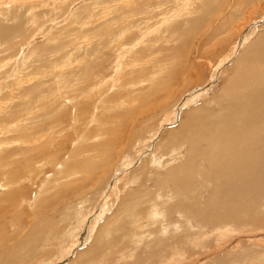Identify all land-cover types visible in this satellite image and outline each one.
Here are the masks:
<instances>
[{"label": "bare ground", "instance_id": "bare-ground-1", "mask_svg": "<svg viewBox=\"0 0 264 264\" xmlns=\"http://www.w3.org/2000/svg\"><path fill=\"white\" fill-rule=\"evenodd\" d=\"M33 1H31L32 5L29 7L30 15L26 17V19H31V22L27 24V26L30 25L29 30L31 32L41 29L43 26L44 22L41 21V13L39 12L41 9L47 8L50 11L53 10L54 13L57 14L62 10V7L67 0ZM165 1L166 0H119L116 4L114 3L115 1L113 2L114 4H110L111 2L106 4L102 10L104 12L100 11L104 16V19L108 14L104 15L103 13L113 12L122 7L129 8V12L132 14H128L127 16H130L127 18L122 17V23L119 24V26L115 25L113 27L114 30L107 27L109 29L107 30L108 32L104 33L103 31L105 35L98 36L100 33L103 34L101 31L99 32L100 29L103 30L100 28L98 29L99 34H97L96 38L92 37V34L97 32H93L98 27L96 24L97 27H94L95 29H88L87 34H90V36L92 35L91 38L87 37L85 40H73L74 45L64 53L63 58L65 59H63L62 62H55L59 66L57 65L55 68L53 66V64H55L54 61L51 64L55 68L53 72H49L48 70L50 69L48 67V70H41L40 68V70L37 69L39 71L35 70V72L33 71L23 75V73L28 70V67L32 66V69H36L43 61H50L51 59L46 61L49 57H52V60H54L56 54H53L52 51L50 52L46 42L49 43L48 45H51L50 41L59 38L62 40L63 44L65 41L63 40L65 39L63 35L67 34H65L66 30L62 28L66 26L50 29V32L45 36L44 41L46 42L33 46L34 48L31 46V48L27 49L28 47H26L27 55L20 67L22 73L17 77L6 81L2 90H0L2 94L4 88H6V93L11 97L18 94L15 91L17 88L22 99L25 101V104L17 103L15 107L11 104L8 105L7 102L9 100L0 103V135L10 133L17 134V136L11 138L12 140H6L5 138L0 140V155H2L1 157H4V159H0V212L3 210H14L16 216L21 215L24 217L23 215L25 214L27 207H29L31 211H28V213H31L32 215L29 222L31 225L36 224L35 227L37 228L36 230L31 228L30 230L25 231L26 228L20 229L21 225H19V223L17 225L12 222L11 224H14L17 229H15L13 233L2 234L4 240L10 239V241L8 242L9 244L6 242L4 244V240L0 242V264H141L143 262H145L144 264H148L146 260L147 254L142 255V251L140 254L138 253L140 251H137L138 239L147 240L148 238H150L151 242H148L147 249L151 246H160L161 248L169 247L167 242H172V240L177 242V245H175L176 248L179 243V247L172 252L163 254L162 250V255L166 258L164 262H167L169 259H174L176 261L179 257H177V255L182 256L187 252V247L180 243L186 242L187 240L199 239L198 244L201 247L204 246L203 241L205 240V235L203 233L200 234V231L193 230L194 225L189 218H197L202 224H206L207 227L211 226V224H215V228L224 224L221 226V229L217 231V235L225 236L229 235L230 232H235L236 227L233 224H236L239 221L238 214L241 211H245L246 215L250 214L257 216L256 214H253V212L254 204L258 198L250 197L256 195L264 184V125L262 123L264 120V110H259L258 103L259 101H262V98L264 97V61H260V59L255 62L256 65L253 63V66L250 67V64L247 65L244 63L241 66L242 70H238L236 77H233L234 79L239 80H232V83L228 85V88L230 86V89L226 92V98L230 103L234 102L233 97L239 92V90L243 89L242 85H244V81L247 83L245 88H253V91L255 90L254 88H257L259 93L255 100H244L242 103V107L246 108L252 114L246 115L240 121H235L233 118H231V121L228 119L227 134L220 142L218 158L216 161L211 159L209 168H204L202 170L201 167L195 165V161L190 158L187 159L188 161L185 163L170 166L175 158L180 157L181 153L179 150H181L182 143L180 144L181 146L179 145L178 148L176 147L177 149L168 148L167 151L164 152L165 160L158 161L155 159L156 161H153L151 166L154 172L155 168L160 172L163 169L166 170V176L163 178H165L164 181L169 185L168 187L155 191V196L150 198V203L148 202V210L145 208L146 214H141L140 212L142 211H140V209H135L133 206H123L126 197H122V194H124L123 192L117 191L114 196L112 195L113 197L110 199L111 201L107 202V204H109L105 211L113 213V208L116 207L117 209L113 214H110L111 218L106 222L103 221L105 224L100 226L102 230L99 231V236H97V238H99L98 242L100 246L98 245L96 248L91 247L92 249L87 250L85 254L74 260L69 261L67 259L69 262L62 260V262L58 263H52L50 261L42 263L39 261L42 257H39L38 255L46 254L51 251L50 249L53 248V246L54 248L57 247V245H53V242L59 237L55 234L57 230L55 228H50L51 217H48L45 214V209L48 208L49 203H51L50 200L56 199L54 198L56 194L72 188L73 186L78 185L84 187L87 183L86 179L99 169H103L105 172L103 176L110 173V170L114 169V163L117 162L115 160L129 151V147L124 145L120 149H118V147L117 149H114V146H112L113 141L117 140L119 142V140L126 136L135 137V123H138L141 120L139 117L141 115H138V113L139 111L145 110L140 108L144 107L146 109H152V106H154L156 102L158 103L156 96L157 93H159L157 91L158 89L156 90L157 93L152 95V99H148L144 96L148 92V89H146L148 87L146 85L154 87L157 84H160V87H163L166 84L168 85V81L173 82L178 77L170 74L173 65H177V63H179L178 61L181 60L180 56H174L166 65L161 67V69H165L169 73L166 78L159 77L162 72L158 73L156 71L155 75L148 80L140 82H134L135 79H133V82L130 80V76L133 75L132 73L135 71L133 65L141 64L143 58H145L141 53L146 50V54L150 51V48H155L158 41H160L156 39H159L158 37L161 34L165 35L164 39L166 38V42H172V40H170L171 36L168 37L166 33H169L168 31L171 30L173 26H178L180 24H175V22L180 19L182 15H187L188 17L189 14L188 21L190 24L195 16L201 13V11L195 9L199 8L200 10L204 4L203 0H174L176 2L175 5L170 9H163ZM98 2H100V0H98L97 3ZM233 2L227 13L223 12L224 9L219 10L217 19H219L221 15L224 16L223 18L227 16V19L228 15H233V13H237L241 17L246 15L245 12L242 13L245 0H239L234 4ZM26 3L27 0H0V16L4 17L3 21H11L12 19L18 21L20 16L23 17L24 15H19V12L21 11H19V9L25 8ZM152 5L155 6L151 9L150 7ZM3 6H8V8H4ZM37 7L40 8L37 9ZM13 10L15 11L14 13H12ZM152 13H155L156 16H161V19H158V23H160L159 26L149 30L153 27V24L150 25V22L146 21L151 20L152 17L148 14ZM191 15H193V19H191ZM67 16L66 19L68 20H66V23L69 21L70 23H72V21L78 23L76 13L72 14L71 12L70 15L68 14ZM91 16L92 15H90V17ZM103 16L100 18L103 19ZM57 18H59V16ZM183 18L185 17L183 16L182 19ZM195 19L198 20L197 18ZM221 20L223 19L221 18ZM107 21H103V23L100 22L104 24V22ZM114 22L112 25H114ZM142 24H144V26H142ZM211 24L212 23H208V26H211ZM17 25L18 29L21 25L19 23H17ZM101 25L100 27H102ZM10 28L12 27H7L3 22L0 23L1 39L2 35L7 34L6 32L9 31ZM107 28H105V31ZM24 30L26 32L28 31L26 30V26L24 27ZM173 30H175V28ZM139 33L140 37L138 38ZM170 35L175 39V33L174 35L170 33ZM15 36H20V39H22L21 33L15 34ZM146 36L148 37L144 38ZM153 36H155V38H152ZM30 37H28V39ZM178 39L172 42L174 45L170 47L171 49L176 50L175 42L178 41ZM18 41L19 40H16V43ZM90 42H92V47L88 49ZM160 43L161 41L159 44ZM62 44L56 46V52L62 50ZM139 46H141V48L137 49ZM164 47L165 46L162 48L165 49ZM111 52L114 54V58L110 61V65L107 69V71L111 70V72H107L106 76L103 74L104 72L100 73L97 70L94 72L92 66L96 67L104 65V59L108 60V54ZM158 52L161 53L162 50ZM80 53L83 54V57L81 58ZM101 55L102 58H100ZM146 57L148 58V56ZM79 58L80 60H78ZM254 58H256V56H254ZM151 61H153V59ZM184 61L181 63H184ZM194 67L196 68V66ZM144 68L145 66L142 70ZM70 71L72 72L70 73ZM177 72L178 71L174 70V73ZM32 73H36V75L29 76ZM95 74H97V76H95ZM70 77L72 78L70 79ZM31 84L32 86L27 88V85ZM138 84L142 85L140 89H138L140 86ZM54 85L57 86L55 90ZM136 87L138 91L140 90L139 93L135 94V96L134 94L130 95L129 93ZM145 89L147 91L144 92ZM31 90H39V94L34 97V92ZM146 96L149 97L148 95ZM68 108L74 110L73 113L71 112L73 114L71 122L67 121V117H65V110ZM10 109L20 111L18 113L8 112ZM203 109L204 108H202V110ZM66 114L68 115V112ZM15 116L17 117L14 118ZM200 126L207 132H211L212 129L215 128L210 122H203ZM91 131L93 132V135H91ZM178 134L179 131L174 132L170 139L178 140ZM15 143H20L19 145H27L28 153L25 156L26 162L24 168H17L14 171L11 168L12 166L8 167V163H6L5 159H8L9 156H13L16 153V150L21 151L20 149H12L11 151L7 150L9 146L15 145ZM135 145V143H132L130 147H135ZM134 151L136 150L134 149ZM136 153L137 151L134 154H131V156L135 157ZM15 160L16 159L11 163L12 165ZM73 163H75L76 166L71 168V164L74 165ZM50 165L52 166L51 169L49 168ZM199 169L202 170V174L205 178L202 186L210 184L208 186L210 192H212L210 195L212 198L208 202H205V204L200 202V199L195 200L194 197L190 196V194L196 190V178L198 173H201ZM257 173L259 175L254 177L253 175ZM39 174L42 176L44 175L45 177L43 178L42 183L38 186L36 177H38ZM140 174L138 173L137 176L132 177V183L136 184L141 181ZM8 176H10L11 179H9ZM259 177L261 178L260 181H258ZM49 179H52L53 181H48ZM92 182L95 184L94 194H96V192L98 194L103 188L107 187V184L103 183L102 180ZM125 182H129V180ZM170 182H173L174 184L171 195H169L168 192L171 184ZM51 183H53V185ZM131 185H129V187L127 186V189H129ZM31 186H35V190L30 192L29 189ZM179 187H185V194L177 191V188ZM125 193H127V191ZM93 196L95 199L96 196ZM119 199H122L121 202H119ZM251 199L254 200V204L250 203ZM77 212H79V210ZM90 212L91 211L86 213L89 214ZM73 213L74 210L71 214L67 215V219L73 221L74 224L76 219L79 218L74 217ZM180 213L189 218L181 216L180 218L178 217V219H175L174 217ZM105 216L106 215L103 217ZM91 219H93L91 222L97 223L100 221V219L96 217ZM104 220H106V218ZM44 230H47L48 232L43 236L42 233ZM72 230L74 232L75 228ZM214 230L216 231V229ZM117 232H124L122 233V237H126L124 240H127V242H134L137 249L133 248L135 246L134 244V246H131V244L122 246L119 244L120 241L118 242L117 240L116 242V237L114 238L112 236L117 235ZM180 235H183L181 239H179ZM28 236L31 238L28 239ZM54 236H56V238ZM40 237L42 241H40ZM152 243H154V245H152ZM174 243L172 242L171 245ZM116 244L117 246H115ZM31 247L34 248L35 251L30 249ZM99 248L102 250L103 248L107 249V251L100 253ZM220 249L223 250L224 248L220 246L219 249L215 251L214 246L210 247V251H208L206 255H201L198 260L202 261L207 258L209 259V257H213L214 260L211 259L212 261L210 263L206 262L205 264L259 263L258 257L260 256L257 253H254L249 257H243L244 254H236L233 255L230 260L228 255V260H226V258L219 253ZM251 249L257 251L254 247H251L248 249L249 252ZM145 252L143 251V253ZM246 252L248 253V251ZM132 257H134V260H132ZM188 263L191 264V262Z\"/></svg>", "mask_w": 264, "mask_h": 264}, {"label": "rangeland", "instance_id": "rangeland-1", "mask_svg": "<svg viewBox=\"0 0 264 264\" xmlns=\"http://www.w3.org/2000/svg\"><path fill=\"white\" fill-rule=\"evenodd\" d=\"M31 1L33 0H29V1L27 0L25 8L22 9L18 8L19 11L20 10L22 11L19 12V15L24 14L23 17L20 16V19L21 20L23 19L22 20L23 22L20 19H18V21L17 20L14 21L13 19L11 21L10 20L3 21L4 17L0 16L1 18L0 23L3 22V24L6 25L7 27L9 26L12 27L9 30L10 32L7 31L6 32L7 34L2 35V39L0 37V47H1L0 48V90H2L3 85L6 83V81L13 79L14 77H17L19 74L22 73L20 67L23 64V61L27 55V49L31 48V46L32 47L37 46L40 43L46 42L44 41L45 36L50 32V29L55 27L61 28L63 26H66L62 28L66 30L65 34H67V35L62 34L63 37H65V39H63L65 40L64 43L62 44V40L59 38L50 41L51 45H48L49 43L46 42V45L48 46L50 52L52 51L53 54L54 53L56 54V56H54V60H52L53 59L52 57H49L48 59H46V61L51 59L50 60L51 62L43 61L41 65L37 66L36 69L34 68L32 69V66L28 67L27 68L28 70H26V72H24L23 75L25 73L28 74L33 71L35 72V70L37 69L40 70V68L41 70L44 69L48 70V67L51 70L48 71L53 72L58 65L56 63L60 61L62 62V60L65 59L63 58L65 51L70 49L71 46L74 45L73 40L75 39L85 40L87 37L91 38L92 35H93L92 37L96 38L97 34H99L100 31L102 33L103 31L104 33H107L108 32L107 30L109 29L114 30L113 27L115 25L119 26V24L122 23L121 21L122 17L127 18L132 14L129 12V8L122 7L119 10H115L113 12L103 13L104 15L108 14V16H105L104 19V16L100 11L103 10L106 4H109L110 2H111L110 4H114V3L116 4L119 2V0H100V2L98 3H97L98 0H67L64 6L62 7V10H60L57 14H55L53 10L50 11L47 8L42 7L43 9H41L39 12L41 13V21L44 22L43 26L41 29H37L31 32L29 30L30 25L27 26V24L31 22V19H26V17L30 15L29 7H31L32 5ZM41 1H47V0H41ZM238 1L239 0H203L204 6L202 5V8H200V10L199 8L195 9L201 11L200 14H197L195 16V18H197L198 20H196L193 17V15H191V19L194 18V20L191 21L189 24L188 19L190 15L188 14V17L187 15L186 16L182 15L180 19H182V17L184 16L185 17L183 18L184 20L178 19L175 22V24L176 23L177 24L180 23V24L177 26L173 23L176 27L173 26V28H171V30L168 31L169 33H166L168 37L171 36L170 40H172V42L180 38L178 39V41L175 42L176 50L170 48L174 45V43L170 41H168L169 43L166 42L167 41L166 38L164 39L165 35L161 34L158 37L159 39H156L161 41L160 44H159L160 41H158L157 43V45L159 44L158 46L156 45L155 48H150L151 52L148 51L145 54L146 52L145 50V52L141 53L145 58H143L142 63L139 64L140 66L138 64L133 65L135 71H133L132 73L133 75L130 76L131 77L130 80H132L131 82H133V79H135L134 82L148 80L149 78L155 75L156 71L158 73L162 72V74H160L159 77L166 78L169 75V73L167 72V70L161 69V67L166 65L167 62L174 56H180L181 60L178 61L179 63H177V65H173V68L170 70V74L178 77L176 78V80H174L175 82L168 81L167 82L168 85L166 84L163 87H160V84H157L154 87H149V85H146L148 87L146 88L148 89V92L144 96L148 99H152V95H154L158 91L159 93H157L156 95L158 99V103L156 102L154 106H152V109L150 108L146 109L144 107L140 108L145 110L139 111L138 113V115L139 114L141 115L139 116L141 120L138 123H135L136 124V126H134L136 129V131L134 132L135 137L126 136L125 138L119 140V142L117 140L113 141L112 146H114V149H117V147L118 149H120L124 145L129 147V151L121 155L122 157L120 156L118 159L115 160L117 162L114 163V169L110 170V173H107L105 176H103L105 172L103 171V169H99L95 171L92 174V176L86 179L87 183L84 187L78 185L73 186L72 188L66 189L63 192L56 194V196L54 197L56 199H52L53 201L50 200L51 203H49L48 208L45 209V214L48 217H51L50 228H55L57 230L55 234H57V236L59 237L56 241L53 242V245H57V247L54 248L53 246V248L50 249L51 251L47 252L44 255L40 254L41 256L38 255L39 257H42L39 261H41L42 263L49 261L52 263L54 262L58 263V262H62V260L69 262L85 254L87 250H90L93 247L95 248L98 247L99 238H97V236H99V231L102 230L100 226L101 225L103 226V224H105V222L111 218L110 214H113L114 211L117 209L116 207H114L113 213L105 211L106 208H108V204H109V203L107 204V202L111 201L110 199L115 195V193H117V191L123 192L124 194H122V197H126L124 199L123 206L126 207L133 206L137 210L140 209V211H142L140 212L141 214L142 213L146 214L145 208L147 209L149 207L148 204L150 203V198L155 196L156 194L155 191L168 187L169 185L164 181L165 178H163L166 176V170L163 169L160 172L157 168H155V172H154L151 166V164H153V161L165 160L164 152H166L168 148L177 149L178 146L182 143L181 150H179V152L181 153L180 157L175 158L173 162H171L170 166H175L181 163H185L186 161H188L187 159L190 158L195 161V165L201 167V169L203 170L204 168L210 167L211 159L213 161L217 160L219 154L218 152H220L219 151L220 142L222 141L223 137H225L227 134L226 130H227L228 119H230L231 121V118H233L235 121H240L246 115L252 114L246 108L242 107V103L244 100H252V99L255 100L257 98V94L259 93V90L257 88H254L255 89L254 91L253 88H245L247 83H245L244 81V85H242L243 89L239 90V92L233 97L234 102L230 103L226 98V92L228 91V89H230V86L228 88V85L232 83V80L234 81L239 80L234 78L236 77L238 70L240 71L242 70L241 66L244 63L247 65L250 64L249 65L250 67L253 66V63L256 65L255 62L259 61V59L260 61H264V0H245L242 10V13L245 12L246 14L245 16L241 17L239 14L233 13V15L230 16L228 15L227 19H226L227 16L223 18L224 16L222 15L219 17V19H217L219 10L224 9L223 12L227 13L228 10H230V7L232 6V2L234 4ZM175 4L176 2L174 0H166L165 4L163 5V9H170ZM154 6L155 5H152L150 8L152 9ZM3 7L8 8V6H3ZM39 8L40 7H37V9ZM14 12L15 11L13 10L12 13ZM71 12L72 14L73 13L77 14L78 23H74L73 21L72 23H70V21L66 23V20H68L66 19L68 17L67 15L68 14L70 15ZM98 13L100 16L98 15ZM128 14L130 15L127 16ZM56 15H58L59 18H57L58 16ZM90 15H92L91 16L92 18L90 17ZM101 15L103 16V19L100 18L102 17ZM148 15L152 18L151 20L146 22H150V25L153 24L152 25L153 27H151L149 30H152L155 27L159 26L160 23H158V19L159 18L161 19V16L159 15L156 16L155 13ZM221 18L223 20H221ZM113 19L115 22L113 21ZM102 20L103 21L108 20V21L102 24L103 23ZM113 22L114 25H112ZM17 23L21 25L18 29H17L18 27ZM208 23H212L211 26H208ZM96 24L98 25V27ZM100 25L102 27H100ZM104 25L105 28L108 27L109 29L107 28L105 31ZM25 26H26V30H28L27 32L24 30ZM142 26H144V24H142ZM94 27H97V29H95ZM90 28L95 29V31L93 32L96 31L98 32V29L100 28H102L103 30L100 29L98 33L96 32L90 36V34L89 35L87 34L88 29ZM174 28L175 30H173ZM19 33H21L23 40L20 39L21 38L20 36H15V34H19ZM104 33L103 34L100 33L101 35L99 34L98 36L105 35ZM170 33L173 35L174 33L176 34L175 39L172 38V35H170ZM28 37L30 38L28 39ZM139 37H140V33L138 34V38ZM147 37L148 36L144 38ZM152 38H155V36H153ZM16 40L19 41L16 43ZM59 44H62V50L56 52L57 49L56 46ZM163 46H165L164 47L165 49L162 48ZM26 47L28 48L26 49ZM91 47H92V42L89 43L88 49ZM140 48L141 46H139L137 49ZM157 50L158 51L162 50L161 53L164 52L163 53L164 55L158 52ZM80 54H81L80 58L83 57V54L82 53ZM108 55H109L108 60L104 59L105 61L104 65L102 66L99 65L96 67L92 66L94 72L96 70L99 71L100 73L104 72L103 74L105 76L107 72H111V70L107 71V69L108 66L110 65V61L114 58V54H112L111 52ZM146 56H148V58ZM254 56H256V58H254ZM80 58L78 60H80ZM100 58H102V55ZM150 59L151 60L153 59V61H151ZM53 61L54 63L56 62L55 64H53L55 68L51 65ZM183 61L184 63H181ZM144 66L146 69L144 68L142 70ZM194 66H196V68ZM174 70L178 72L174 73ZM71 72L72 71H70V73ZM134 72L137 73L135 74ZM32 74L29 76L36 75V73L35 74L32 73ZM95 76H97V74H95ZM71 78L72 77H70V79ZM31 86L32 84L27 85V88ZM54 86H55L54 87L55 90L57 86L56 85ZM137 87L134 88V90L132 91V92L135 91L134 93L130 92L129 94L130 95L134 94V96L135 94H138L140 91V90L138 91V89H140L142 85H140L138 89ZM146 89L144 90V92L147 91ZM6 91L7 89L4 88L2 94L0 92V99L2 100V101L0 100V103L7 102L9 100L7 102L8 105L11 104L13 107H15L17 103L25 104V101L22 99V96L19 94L17 88L15 89V91L18 94H16L15 96L10 97V95H8ZM31 91L34 92L33 93L34 97L37 94H39V90L36 91L31 90ZM146 95H148L151 98L147 97ZM258 103H259V110L260 109L264 110V97L262 98V101H259ZM202 108L204 109L202 110ZM10 110L8 112L18 113L20 111V110L10 111ZM73 111L74 110L71 108L65 110V117H67L66 119L67 121L70 122L72 121ZM67 112L68 115L66 114ZM16 117L17 116H15L14 118ZM203 122H210L212 123V126H214L215 128L212 129L211 132H207L200 126V124ZM262 123L264 125V120L262 121ZM178 131L179 134L177 138L179 139L171 140L170 137H172L173 133ZM93 132L91 131L92 133L91 135H93ZM14 136H17V134L16 133L3 134V135L1 134L0 140L4 138L6 140L7 139L12 140L11 138H13ZM132 143H135L136 145L135 147L133 146L131 148L130 145ZM19 144L20 143H15V145L9 146L7 150L11 151L12 149H20L21 151L16 150V153L13 156H9L8 159L7 158L5 159L6 163H8L7 164L8 167L12 166L11 168L14 171L17 168L20 169L24 168V164L26 162L25 156L28 153L27 150L28 146L25 144L22 145ZM134 149L137 151L135 157L131 156V154H134L136 152L134 151ZM1 156L2 155H0V159L1 158L4 159V157ZM14 159L16 160L12 165L11 163L13 162ZM73 164L74 165L71 164L72 166L71 168L76 166L75 163ZM49 168L51 169L52 166L50 165ZM201 169H199L201 173H198V175L196 174L197 178L195 177L197 180L196 181L197 184L195 187L196 190L192 192L190 196L194 197L195 200L200 199L201 200L200 202H203L205 204V202H208L212 198L210 197L212 192H210V188L208 186L210 184L208 185L205 184L204 186H202L203 185L202 183L203 181H205V178L204 175L202 174ZM138 173L139 174L141 173L140 174L141 181H139L136 184L132 183L133 181L132 177L137 176ZM257 175L259 174L257 173L254 174L253 176L255 177ZM44 177L45 176L44 175L42 176L41 174H39V176L36 177L38 186L42 183ZM8 178L11 179L10 176H8ZM127 179L129 180V182H125L128 181ZM260 179L261 178L259 177L258 181H260ZM100 180H102L103 183H106L107 187L103 188L99 192L101 194L99 193L97 194V192L96 194H94L95 184L92 181H100ZM48 181H53V180L49 179ZM123 183L124 185L126 184L125 185L126 188L124 187ZM170 183H171L170 188L168 190L169 195L172 194V189L174 187L173 182ZM51 184L53 185V183ZM129 185L131 186L129 189H127ZM29 190L30 192L34 191L35 186H31ZM126 191L127 193H125ZM177 191L185 194V187H179L177 188ZM93 195L96 196L95 199L93 198L94 197ZM250 198H258L255 204L253 199L250 200V203L254 204L253 214H256L257 216H253L250 214L246 215L245 211H241L238 214L239 221L236 224H233L236 227L235 232H230L229 235H225V236L217 235V231L221 229V226L224 224H221L220 226L218 225L219 227H215V228H214L215 224L213 225L211 224V226L207 227L206 224H202L197 218H189L187 216H184L182 213L176 215L174 217L175 219H178V217L180 218L181 216H183L184 218L191 219V223L194 225L193 230L198 232L200 231V234L203 233L205 235L204 236L205 240L203 241L204 246L202 247L198 244L199 239L187 240L186 242L180 243L185 247H187L186 248L187 252L182 255L183 258L181 255H177V257L178 256L179 257L178 259H176V261L174 259L173 260L169 259L167 260V262L166 261L164 262L166 258L162 255V250H163V254H166L172 252L174 249L179 247V243H178V247L176 246L175 248V245H177V242H175V240L174 241L172 240L173 243L175 242L173 245H171L172 242L169 241L167 242L169 247L167 246L161 248L160 246H151L149 249H147L148 242H151L150 238L147 239L148 241L137 238L139 241L137 244V248H138L137 249L134 242L131 241L127 242V240H124L126 239L125 236L122 237V233L124 232L122 233L117 232V235L115 236L113 235L112 237L114 238L116 237L115 241L116 242L117 240L118 242L120 241L119 244L122 246L124 245L127 246L128 244H131L132 246L134 244L135 246L133 245L134 246L133 248L137 249V251H140L138 252L139 254L141 253V251H142V255L147 254L146 260L148 264L149 263L150 264H163V263L189 264L188 262H191V264H205L206 262L210 263L212 261L211 259L214 260L213 257L212 258L209 257V259L207 258L202 261H199L198 259H200L201 255H206L207 252L210 251L209 248L213 246L215 247V251L218 250L220 246L224 248L223 250L220 249L219 253H221L222 256L226 258V260H228L227 259L228 255H229L228 258L230 260L232 259V256L236 254L238 255L244 254L243 257L245 256L249 257L250 255L257 253L260 256L258 257L259 263L257 264H264V184L260 188V191L256 195ZM121 200L122 199H119V202H121ZM197 208H201V207H197ZM80 209L82 210V212ZM73 210H74L73 216L79 218L76 219V222L74 221L75 222L74 224L73 221H69L67 219V215L71 214ZM78 210L80 213L77 212ZM3 211L0 212V242L4 240V236L2 234L11 233V232L13 233L15 229H17V227L14 224L18 225L19 223V225H21L20 229L26 228L25 231H28L31 228L32 229L34 228L36 230L37 228L35 227L36 224L34 223L35 225H31V223L29 222L32 218L31 213H28V211H31L29 207H27V210L23 215L24 217H22L21 215L16 216L14 210H9V211L3 210ZM89 211L91 212L87 214L86 212ZM104 215H106L107 217L106 216L103 217ZM93 217L99 218L100 221H98L97 223L91 222L93 220L91 218ZM105 218L106 220H104ZM12 222H14V224H11ZM73 228H75L74 232L72 230ZM212 228L216 229V231ZM47 232H48L47 230H44L42 235L44 236V234ZM182 236L183 235H180L179 239H181ZM28 237H27L28 239L31 238L30 236ZM54 237L56 238V236ZM9 241L10 239L4 240L3 243L5 244L6 242L7 244H9L8 243ZM40 241H42L41 237H40ZM35 242H39V241H35ZM117 244L115 246H117ZM152 245H154V243H152ZM251 247L252 248L254 247L255 249H257V251L255 249H254L255 251L251 249L249 252L248 249H250ZM30 249L35 251V249L32 247ZM99 251L100 253H103L106 252L107 249L103 248L102 250L99 248ZM143 251L146 252L143 253ZM246 251H248V253ZM67 259L69 261H67ZM132 260H134V257H132ZM144 263L145 262L141 264Z\"/></svg>", "mask_w": 264, "mask_h": 264}]
</instances>
